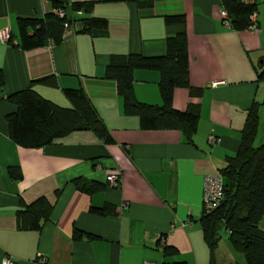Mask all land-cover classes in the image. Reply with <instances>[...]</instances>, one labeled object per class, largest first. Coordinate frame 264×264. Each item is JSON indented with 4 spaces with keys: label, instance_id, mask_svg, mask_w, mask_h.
<instances>
[{
    "label": "crops",
    "instance_id": "crops-1",
    "mask_svg": "<svg viewBox=\"0 0 264 264\" xmlns=\"http://www.w3.org/2000/svg\"><path fill=\"white\" fill-rule=\"evenodd\" d=\"M74 1L90 2L85 16L105 20V31L83 29L77 20L58 42L18 45V17H42L55 3L69 11ZM256 1L258 27L235 30L221 21V0H154L150 6L133 0H0V30L7 28L11 37L0 39L3 94L29 87L68 107L64 91L82 89L114 139L106 144L85 129L51 144L19 146L5 121L15 105L0 96V262L8 256L13 264H244L227 237L210 247L201 217L203 178L220 172L237 152L254 102V145L264 142V80L257 76L264 69V0ZM179 14L183 23L165 22V15ZM181 32L189 86L174 89L173 107L199 105L192 143L178 129L141 128L138 115L124 112L116 80L105 74L112 55H163L167 38ZM159 80L157 70L135 69L136 99L160 105ZM210 135L220 141L210 143ZM9 168L20 177L9 176ZM111 173L118 174L117 184L106 179ZM78 177L104 188L81 191L73 182ZM40 196L53 205L50 218L38 230L20 228L17 211ZM103 206L113 210H90ZM259 226L264 231V215ZM74 231L90 238L75 239ZM165 246L173 252L164 254Z\"/></svg>",
    "mask_w": 264,
    "mask_h": 264
},
{
    "label": "trees",
    "instance_id": "trees-1",
    "mask_svg": "<svg viewBox=\"0 0 264 264\" xmlns=\"http://www.w3.org/2000/svg\"><path fill=\"white\" fill-rule=\"evenodd\" d=\"M133 1L150 6L154 0ZM221 3L228 12L230 26L235 30L248 29L251 23L249 15L254 11L257 21L256 0L253 3L221 0ZM54 6L63 8L65 15L59 17L51 12L42 17L17 18V43L21 48L38 46L45 39L58 42L62 37L65 22L70 26L78 20L82 23L81 28H93L96 32H104L106 29L105 20L85 16V13L90 11V2H71L69 11L60 3H55ZM75 14L78 18H75ZM164 19L168 24L185 21L182 14L165 15ZM10 40L11 37L8 36L6 41ZM186 42V34L181 32L167 38L166 52L163 55H112L106 65L105 74L116 80L118 94L123 99L124 112L138 115L141 128L178 129L186 140L192 143L199 118V105L191 103L184 111L173 107L174 89L189 86ZM135 69L160 72V105L142 103L136 99L132 87V74ZM257 76L264 80V69L260 67ZM2 85L3 75L0 72V96L15 105L14 111L5 115L8 137L15 144L22 147H38L54 143L72 131L85 129L94 131L106 144L114 142L82 89H66L64 93L70 106L64 107L41 97L29 87L4 95ZM258 121V106L254 102L247 111L237 152L229 156L226 165L220 169L224 178L223 199L218 207L209 213H202L201 217L202 231L210 247L214 248L222 239L221 231L227 230V240L235 251L243 254L244 264H264V231L259 226V221L264 215V142L258 146L254 145ZM7 171L13 178L20 177L16 168H9ZM73 182L77 189L89 194L104 188L98 181L80 177L74 178ZM52 206L51 201L44 196L37 197L17 211V225L20 228L38 230L41 224L50 218ZM90 210L102 214L113 210V207H91ZM73 236L78 240L90 238L89 234L81 231H74ZM163 251L164 254L173 252L169 246H165Z\"/></svg>",
    "mask_w": 264,
    "mask_h": 264
},
{
    "label": "built area",
    "instance_id": "built-area-1",
    "mask_svg": "<svg viewBox=\"0 0 264 264\" xmlns=\"http://www.w3.org/2000/svg\"><path fill=\"white\" fill-rule=\"evenodd\" d=\"M242 1L245 3H253L255 0H242ZM52 13L58 15L59 17H62L65 15V10L63 8H54L52 10ZM220 15H221L222 23L224 25L230 26V18L227 10L221 8ZM249 19L251 23L248 29L255 30L257 28L255 11L249 15ZM64 27L65 28L69 27L67 22L64 23ZM8 36H9V30L7 28L0 30V39L2 41L6 42ZM218 141H220L219 137L213 135L209 136L210 143H215ZM106 179L110 181L112 184H117L119 181V176L118 174L111 173L108 176H106ZM223 195H224V178L221 172H215L205 175L203 178V196H202L203 213H209L213 211L216 207H218L223 199ZM0 264H13V260L8 256H3L1 258ZM146 264H153V263L148 262Z\"/></svg>",
    "mask_w": 264,
    "mask_h": 264
},
{
    "label": "rangeland",
    "instance_id": "rangeland-1",
    "mask_svg": "<svg viewBox=\"0 0 264 264\" xmlns=\"http://www.w3.org/2000/svg\"><path fill=\"white\" fill-rule=\"evenodd\" d=\"M221 235H222V237L226 238L227 237V232L225 230H222L221 231Z\"/></svg>",
    "mask_w": 264,
    "mask_h": 264
}]
</instances>
